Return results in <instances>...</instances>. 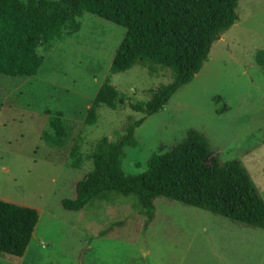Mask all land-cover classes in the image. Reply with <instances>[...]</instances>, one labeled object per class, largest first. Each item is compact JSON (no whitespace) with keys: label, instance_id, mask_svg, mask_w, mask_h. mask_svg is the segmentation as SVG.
Returning a JSON list of instances; mask_svg holds the SVG:
<instances>
[{"label":"rangeland","instance_id":"obj_1","mask_svg":"<svg viewBox=\"0 0 264 264\" xmlns=\"http://www.w3.org/2000/svg\"><path fill=\"white\" fill-rule=\"evenodd\" d=\"M236 14L195 79L135 130L137 145L124 149L125 175L144 173L153 154L170 152L192 129L220 162L239 161L264 200V0H239ZM78 21V33L37 49L36 76L0 78V199L39 213L25 256L0 254V264H264L263 231L164 199L154 202L148 226L133 198L63 209L92 169L85 159L72 168L73 147L85 158L100 139L117 141L129 119L142 118L129 104L147 102L151 90L171 81L170 72L150 77L140 67L113 76L127 104L102 107L88 125L125 30L88 13ZM57 114L66 128L60 146L50 128Z\"/></svg>","mask_w":264,"mask_h":264},{"label":"trees","instance_id":"obj_2","mask_svg":"<svg viewBox=\"0 0 264 264\" xmlns=\"http://www.w3.org/2000/svg\"><path fill=\"white\" fill-rule=\"evenodd\" d=\"M239 0H0V78H31L42 59L37 49L80 30L83 13L125 30L88 113L94 125L102 107L116 111L127 98L112 85V77L134 67L150 77L170 72L171 81L149 92L147 102L129 104L142 115L129 119L117 141L100 139L83 158L79 145L71 152L72 168L86 161L92 169L75 184V199H65L66 211L79 212L94 199L133 198L148 226L164 199L227 219L240 227L264 232V200L246 168L236 160L220 162L204 135L188 130L170 152L153 154L147 170L127 176L124 149L135 147V130L161 113L172 97L189 85L208 61L212 45L238 20ZM264 52L262 53V55ZM61 114L50 121L52 142L60 146L66 133ZM39 221L33 208L0 199V254L23 258Z\"/></svg>","mask_w":264,"mask_h":264}]
</instances>
